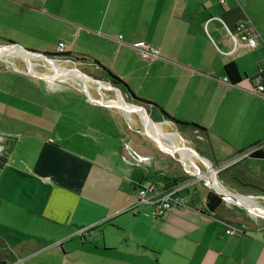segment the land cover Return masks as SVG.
Wrapping results in <instances>:
<instances>
[{"label": "crops", "instance_id": "obj_1", "mask_svg": "<svg viewBox=\"0 0 264 264\" xmlns=\"http://www.w3.org/2000/svg\"><path fill=\"white\" fill-rule=\"evenodd\" d=\"M239 24L255 47L231 37ZM0 40L43 56L64 42L74 63L98 62L158 106L133 105L148 136L107 82L59 65L48 77L0 69V264H264V157L250 156L264 155L252 81L264 76V0H0ZM140 43L159 56L142 59ZM161 110L204 128V142ZM175 186L188 206L153 217L151 201Z\"/></svg>", "mask_w": 264, "mask_h": 264}, {"label": "rangeland", "instance_id": "obj_2", "mask_svg": "<svg viewBox=\"0 0 264 264\" xmlns=\"http://www.w3.org/2000/svg\"><path fill=\"white\" fill-rule=\"evenodd\" d=\"M77 60L80 63H74L75 59L73 56H67V55H48V56H43L38 53H35L33 51H30L24 47H21L17 44L6 42L0 40V69H8V70H15V71H21L26 75L34 76V75H46L45 77H48L47 74H53L54 72V67H57L58 65L61 66L63 69L69 70L68 73L69 75H74L77 80L83 81L84 77L87 79H94L98 80L104 83H108L111 90V95L118 97V99L122 102L125 103V107L127 110H130L132 107V112H135L137 117H140L141 123H142V130L145 132L146 135L152 136L147 129L151 127L149 124L148 120L145 117H141L139 113L133 109V105L139 106V102L135 100L134 98L132 99L129 93H127L124 89H122L118 85H113L110 83V78L107 75L105 71L102 69L98 68L95 66L93 63H91L89 60L82 59L77 57ZM76 62V61H75ZM74 78V79H75ZM119 101V102H120ZM136 102V104H135ZM131 105V106H130ZM150 107L146 106L145 104L140 105V109L143 113V115L152 114L153 116V108L148 109ZM157 118L163 117L164 119H168L162 114L157 111ZM170 120V119H168ZM174 123V122H173ZM153 124V123H152ZM176 127L179 129L186 130L190 133V138L193 140L195 144L204 142L203 139H199V135L201 132L199 130H195L194 128L186 125H177L174 123ZM175 130H177L174 127ZM180 134H182L181 130H177ZM174 138L179 141V138L177 136V133L174 134ZM154 141H156V144L159 146L157 143V140L155 137H152ZM173 139V140H175ZM166 151L167 155L169 154L171 158H176L177 159V164H182L181 160L179 158V152L177 149L169 148L164 150ZM168 155V156H169ZM169 156V158H170ZM170 158V159H171ZM148 163L149 158L145 159ZM144 162V160H143ZM201 183V182H199ZM146 208V207H145ZM148 209H152L151 207H147Z\"/></svg>", "mask_w": 264, "mask_h": 264}, {"label": "built area", "instance_id": "obj_3", "mask_svg": "<svg viewBox=\"0 0 264 264\" xmlns=\"http://www.w3.org/2000/svg\"><path fill=\"white\" fill-rule=\"evenodd\" d=\"M221 4H224V0H219ZM231 37L236 38L239 41L245 42L249 47L253 48L257 44V35L253 31V29L246 24H239L236 26L233 34H230ZM136 51L139 53V56L142 59L151 61L154 58L159 56V50L149 44L140 43L136 46ZM56 53L64 54L65 53V44L64 42H58ZM225 80H227L225 78ZM253 92L255 94H262L264 91V84L262 83L263 79L260 76V73L253 78ZM199 179H205L204 176L199 175ZM184 187L175 186L169 191H166L161 196H159L156 200L151 201L154 206L152 211V216L155 218L164 216L168 211L172 209H183L188 206V199L181 193V190ZM154 190V186L152 184L147 186H141L138 190L139 200L145 201L144 196L147 192H152ZM88 230L85 228H79V235L83 236L87 233ZM226 235L230 236H240L241 232L239 230L233 228H226Z\"/></svg>", "mask_w": 264, "mask_h": 264}, {"label": "trees", "instance_id": "obj_4", "mask_svg": "<svg viewBox=\"0 0 264 264\" xmlns=\"http://www.w3.org/2000/svg\"><path fill=\"white\" fill-rule=\"evenodd\" d=\"M10 43H13V42H10ZM54 54H58V53H54ZM52 53H46L45 55H54ZM58 55H71L70 52H65L64 54H58ZM95 64H97L101 69H103L107 75L109 76L110 78V83H112L113 85H118L120 86L122 89H124L127 93H129L130 95L133 96V98L139 102H142V103H147V104H150L152 106H155V107H158L156 104H154L153 102H150L148 100H144V99H140V98H137L131 91L130 89L127 87V85L119 78L117 77L116 75H114L113 73H111L110 71L106 70L105 68H103V66H101L98 62H95ZM224 70H225V74H226V79L229 83L231 84H237L239 81H240V75L238 73V70L236 68V66L233 64V63H228L224 66ZM260 76L262 77L263 81L262 83L264 84V76H263V73L261 72ZM161 112L163 113V115L170 119L172 122H174L175 124L177 125H186V126H190L194 129H197V130H204V128H202L201 126H198L197 124L195 123H190V122H186V121H181V120H178V119H175L171 116H169L168 114H166L165 112H163L161 110ZM251 157H257V158H263L264 155L261 151H255V152H252L250 154ZM221 203V198L216 195L215 193L213 192H208V194L206 195V199H205V206L207 208V210L209 211H212L214 209H216Z\"/></svg>", "mask_w": 264, "mask_h": 264}, {"label": "water", "instance_id": "obj_5", "mask_svg": "<svg viewBox=\"0 0 264 264\" xmlns=\"http://www.w3.org/2000/svg\"><path fill=\"white\" fill-rule=\"evenodd\" d=\"M135 109H136V110H137V109L141 110V109H140V106H137V105H136V108H135ZM145 116H146V115H145ZM214 172H215L214 174H216V171H215V170H214Z\"/></svg>", "mask_w": 264, "mask_h": 264}]
</instances>
